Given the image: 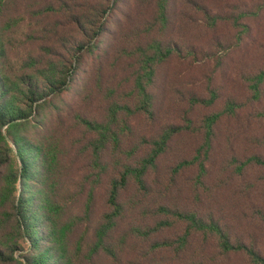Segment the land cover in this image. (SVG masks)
<instances>
[{
    "label": "trees",
    "instance_id": "1",
    "mask_svg": "<svg viewBox=\"0 0 264 264\" xmlns=\"http://www.w3.org/2000/svg\"><path fill=\"white\" fill-rule=\"evenodd\" d=\"M122 3L0 0V264H264V0Z\"/></svg>",
    "mask_w": 264,
    "mask_h": 264
},
{
    "label": "rangeland",
    "instance_id": "2",
    "mask_svg": "<svg viewBox=\"0 0 264 264\" xmlns=\"http://www.w3.org/2000/svg\"><path fill=\"white\" fill-rule=\"evenodd\" d=\"M128 3H129V0H123V3L118 5V7L113 11L110 18L108 19V22L106 24L107 33L103 34L101 37V45L103 47L102 49H105L109 45L111 41V36L109 33L115 30L118 21H119V26L121 25L124 15L127 12L125 10L127 8ZM262 16H264V14ZM253 27H254L253 36L256 39V42L254 44H250L249 47H247V49H244V51H246L245 54L242 51L239 52L237 50H234L232 52V55L229 56V60L226 61L223 65L224 67L229 64L228 68L226 69V75L231 76L233 74L232 68L236 63H238L240 55L242 56L251 55L253 59L258 60V61L261 60L264 63V17L260 21H258L255 25H253ZM225 33H226V28L222 26L218 30V35L220 37H223ZM90 64H91L90 57L85 56L84 57V70L87 69L90 66ZM163 69H164L163 73L165 75H171L177 78L182 77L181 80H185V81L191 80L190 78H188V76L190 75L196 76L195 74H198L202 76V74L206 73L207 70L209 71V69L207 68L205 70H196V72H194L190 69L187 62H183L177 58L170 59L166 63ZM75 84L76 83H74L73 86ZM72 95H73L72 92H70L66 98H70ZM263 140H264V127L254 126L252 127L251 132H249V134H247L244 138L241 137V139L239 140H236V141L234 140L233 144L237 152H241L245 154V153L254 151L258 153L260 156L264 157V143H261V141ZM221 141L223 142V135H222ZM226 144L227 143L225 142L222 145V147H219L220 151L224 152L226 148ZM260 176L264 177V170L262 169L260 172ZM18 187L20 188L19 185ZM262 203L264 204V202ZM21 246L23 247V249H25V251L24 252L20 251L19 253H17V256L19 257H22L23 255L26 254L29 248V244L22 242ZM229 264H243V262L240 259L234 258L233 260L229 262Z\"/></svg>",
    "mask_w": 264,
    "mask_h": 264
}]
</instances>
